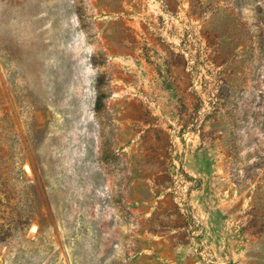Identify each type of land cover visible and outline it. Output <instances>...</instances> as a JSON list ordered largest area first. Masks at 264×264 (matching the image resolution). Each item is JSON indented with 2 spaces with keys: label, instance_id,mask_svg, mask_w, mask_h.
I'll use <instances>...</instances> for the list:
<instances>
[{
  "label": "rangeland",
  "instance_id": "1",
  "mask_svg": "<svg viewBox=\"0 0 264 264\" xmlns=\"http://www.w3.org/2000/svg\"><path fill=\"white\" fill-rule=\"evenodd\" d=\"M5 231L0 264H264V0H0Z\"/></svg>",
  "mask_w": 264,
  "mask_h": 264
},
{
  "label": "trees",
  "instance_id": "2",
  "mask_svg": "<svg viewBox=\"0 0 264 264\" xmlns=\"http://www.w3.org/2000/svg\"><path fill=\"white\" fill-rule=\"evenodd\" d=\"M11 226H12V225H11ZM16 228H17V226H16ZM9 232H10V231H9ZM10 235H11V232H10V233H8L7 231H5V232H1V233H0V243L3 242V241H5L6 238L9 237Z\"/></svg>",
  "mask_w": 264,
  "mask_h": 264
}]
</instances>
